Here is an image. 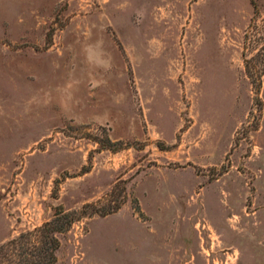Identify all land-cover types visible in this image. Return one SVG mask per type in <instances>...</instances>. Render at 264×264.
Wrapping results in <instances>:
<instances>
[{
    "label": "rangeland",
    "instance_id": "374dc122",
    "mask_svg": "<svg viewBox=\"0 0 264 264\" xmlns=\"http://www.w3.org/2000/svg\"><path fill=\"white\" fill-rule=\"evenodd\" d=\"M58 210L50 264H264V0H0L3 264Z\"/></svg>",
    "mask_w": 264,
    "mask_h": 264
},
{
    "label": "trees",
    "instance_id": "16d2710c",
    "mask_svg": "<svg viewBox=\"0 0 264 264\" xmlns=\"http://www.w3.org/2000/svg\"><path fill=\"white\" fill-rule=\"evenodd\" d=\"M110 211V209L104 210L100 214L106 215ZM74 219V216L62 210L55 212L52 220L43 226L39 247L34 253L13 250L14 255H17V264H50L54 258V251L57 248V240L54 234L65 230ZM4 246L6 244L0 246V264H3V259L9 256V249L6 251Z\"/></svg>",
    "mask_w": 264,
    "mask_h": 264
}]
</instances>
